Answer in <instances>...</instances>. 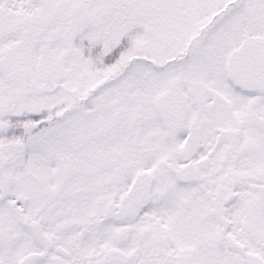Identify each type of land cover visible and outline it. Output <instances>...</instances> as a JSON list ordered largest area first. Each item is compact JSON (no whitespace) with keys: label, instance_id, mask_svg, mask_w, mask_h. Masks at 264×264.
Listing matches in <instances>:
<instances>
[{"label":"snow or ice","instance_id":"obj_1","mask_svg":"<svg viewBox=\"0 0 264 264\" xmlns=\"http://www.w3.org/2000/svg\"><path fill=\"white\" fill-rule=\"evenodd\" d=\"M0 264H264V0H0Z\"/></svg>","mask_w":264,"mask_h":264}]
</instances>
